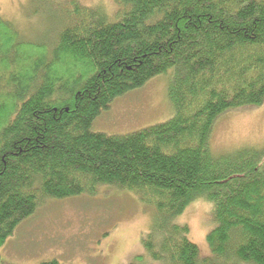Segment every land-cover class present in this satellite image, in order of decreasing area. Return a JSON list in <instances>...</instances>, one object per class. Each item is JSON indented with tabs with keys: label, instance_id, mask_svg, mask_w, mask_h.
<instances>
[{
	"label": "trees",
	"instance_id": "16d2710c",
	"mask_svg": "<svg viewBox=\"0 0 264 264\" xmlns=\"http://www.w3.org/2000/svg\"><path fill=\"white\" fill-rule=\"evenodd\" d=\"M114 2L70 0L50 42L0 17V249L49 200L111 187L154 208L142 240L154 263L264 264V150L210 149L221 116L264 104V0ZM168 73V122L93 131L116 98ZM199 200L216 222L204 260L176 222Z\"/></svg>",
	"mask_w": 264,
	"mask_h": 264
},
{
	"label": "rangeland",
	"instance_id": "374dc122",
	"mask_svg": "<svg viewBox=\"0 0 264 264\" xmlns=\"http://www.w3.org/2000/svg\"><path fill=\"white\" fill-rule=\"evenodd\" d=\"M115 12L114 0H78ZM70 0H0V17L13 24L25 41H53L60 30L61 9ZM66 4V5H65ZM169 73L118 97L95 120L93 131L124 136L168 122ZM264 150V104L230 111L215 123L210 149L216 156L242 149ZM214 206L199 200L176 222L189 228L201 259L212 257L208 235L216 227ZM153 207L127 191L102 187L94 195L49 200L25 220L0 249V264H156L142 240L155 222Z\"/></svg>",
	"mask_w": 264,
	"mask_h": 264
}]
</instances>
